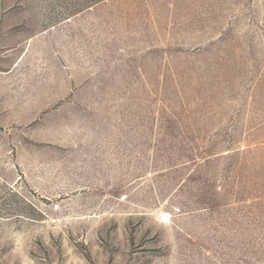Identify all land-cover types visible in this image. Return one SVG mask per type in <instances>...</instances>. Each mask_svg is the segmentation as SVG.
Segmentation results:
<instances>
[{
  "label": "rangeland",
  "instance_id": "rangeland-1",
  "mask_svg": "<svg viewBox=\"0 0 264 264\" xmlns=\"http://www.w3.org/2000/svg\"><path fill=\"white\" fill-rule=\"evenodd\" d=\"M0 264H264V0H0Z\"/></svg>",
  "mask_w": 264,
  "mask_h": 264
}]
</instances>
